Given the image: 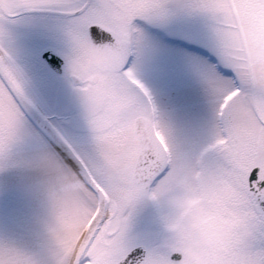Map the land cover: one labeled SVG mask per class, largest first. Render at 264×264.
<instances>
[{
    "label": "snow or ice",
    "instance_id": "snow-or-ice-1",
    "mask_svg": "<svg viewBox=\"0 0 264 264\" xmlns=\"http://www.w3.org/2000/svg\"><path fill=\"white\" fill-rule=\"evenodd\" d=\"M0 264H264V0H0Z\"/></svg>",
    "mask_w": 264,
    "mask_h": 264
}]
</instances>
